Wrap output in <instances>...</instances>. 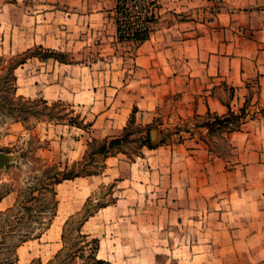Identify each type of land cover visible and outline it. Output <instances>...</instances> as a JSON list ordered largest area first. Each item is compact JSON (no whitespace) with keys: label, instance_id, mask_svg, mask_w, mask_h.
<instances>
[{"label":"crops","instance_id":"0c3cea01","mask_svg":"<svg viewBox=\"0 0 264 264\" xmlns=\"http://www.w3.org/2000/svg\"><path fill=\"white\" fill-rule=\"evenodd\" d=\"M80 1V12L87 14L89 2L98 1L94 16L101 23L109 22L116 11L108 0ZM156 20L143 42L108 44L115 45L118 55L95 62L102 64L100 70L49 59H38L42 66L30 73L21 67L23 76L37 74L26 88L20 86L25 94L44 96L53 103L70 97L75 115L83 124L92 123L87 128L69 121L53 124V130L61 127V134L73 144L66 155L70 163L83 160L94 139L120 136L133 113L142 127L157 124L159 135L163 129L185 125L193 130L185 132L181 142L155 148L145 145L133 158L124 152L108 154L102 173L62 181L56 185L61 196L57 211L65 219L77 214L99 183H122L119 188L127 196L137 194L139 185L148 193L153 191L157 178L163 182L157 190L163 188L165 199L121 198L115 207L108 205L96 214L103 210L123 214L124 207L132 209V215L140 207L209 208L215 211L210 216L224 223L225 214L217 211L239 194L247 198L254 194L259 216L235 217L233 223L264 225V0H161ZM102 28L116 31V27ZM46 63L51 66L43 67ZM94 79L100 82L94 84ZM91 91L101 93L98 109L92 101H77ZM243 109L247 116L241 128L225 134L233 151L227 160L211 150L213 134L202 124L209 115L225 116ZM4 200L9 201L0 210L10 206L12 199L4 197L0 204ZM20 254L14 264L20 263L21 256L26 261V252Z\"/></svg>","mask_w":264,"mask_h":264},{"label":"rangeland","instance_id":"374dc122","mask_svg":"<svg viewBox=\"0 0 264 264\" xmlns=\"http://www.w3.org/2000/svg\"><path fill=\"white\" fill-rule=\"evenodd\" d=\"M97 2H89L87 14L80 12V0H0V153L5 160L0 165V200L12 199L10 206L0 210V260L6 259L4 255L20 240L29 238L17 247L18 256L20 251L27 254L26 261L21 256L19 264H89L92 260L86 258L92 253L96 239L100 243L98 258L104 262L102 264H264V225L233 223L235 217L259 216L254 194L249 198L239 194L217 211L225 214L224 223L218 221L217 216L211 217L215 211L209 208L140 207L135 208L132 215V209L124 207L120 210L123 214L104 210L96 214L108 205L115 207L121 198L165 199L163 188L157 190V186L163 185L157 178L153 191L148 193L139 185L137 194L127 196L119 188L122 183H99L77 214L65 219L57 211L55 201L61 200V196L53 193V185H46L51 183L49 177L53 179L56 171L68 168L81 176L100 174L108 154L124 152L133 158L141 153L145 142L177 143L183 141L185 132L193 133L189 125H185L163 129L159 135L157 124L142 127L137 124L135 115L120 136L91 141L83 160L70 163L66 158L73 144L61 134V127L53 130V124L69 121L87 128L92 123L83 124L79 115H75L76 110L68 103L70 97L53 103L44 96L25 94L21 89L37 74L23 76L21 67L30 73L42 66L38 59H49L50 63L56 61L60 65L74 64L81 68L86 64L100 70L102 64L95 62L118 55L115 45L109 47L108 44L126 40H119L115 30L101 29L117 26L116 11L109 22L101 23V19L94 16L99 9ZM106 2L113 7L117 4V0L114 4ZM158 3L160 5L161 0ZM49 54L67 62L46 58ZM25 62L27 64L22 65ZM48 66L51 65L46 63L43 67ZM75 71L78 73V68ZM47 80L50 81L51 76ZM96 81L100 82L94 79L93 83ZM101 100L99 91L77 97V101H92L96 109ZM152 131L155 137H150ZM226 132L225 128L214 131L210 146L230 160L233 151ZM118 138L124 141L112 146L109 153L101 151L103 145H110ZM8 201L4 200L0 208ZM88 213L96 214V218L82 226V234L87 235L84 239L78 229ZM237 229L247 232H237ZM251 231L255 232L249 235ZM257 233L261 234L254 237ZM84 244L87 245L84 247Z\"/></svg>","mask_w":264,"mask_h":264},{"label":"trees","instance_id":"16d2710c","mask_svg":"<svg viewBox=\"0 0 264 264\" xmlns=\"http://www.w3.org/2000/svg\"><path fill=\"white\" fill-rule=\"evenodd\" d=\"M46 58H51V57H54L55 59L61 61V62H67L65 61L64 59H61L59 56L57 55H53V54H49L47 56H45ZM24 62V61H23ZM23 62H20V63H23ZM19 63V64H20ZM18 67L15 66V68ZM45 103H47V101H44ZM135 117V113L132 114V118ZM246 117V112L245 110H241L240 113H235L233 111H229V113L225 116H211L209 115L207 117V120H205L202 124V126H207L208 129H209V132L213 133L214 131L218 130V129H222V128H225L227 129L228 132H232V131H235V130H239L241 128V125L243 123V120L245 119ZM198 125V124H197ZM200 126V125H198ZM150 137H152V132H151V135ZM124 140L123 139H113L110 143V145H103L101 151L104 152V153H109L110 152V148L112 146H116V145H119L123 142ZM151 141V140H150ZM150 141L148 142H145L144 145H147L148 147L150 148H155L159 145L162 144L163 141H161V143H158L157 145H153ZM91 174V173H89ZM78 176H81L80 173H77V172H74L73 169H64V170H58L54 173L53 175V179L52 177H49V180H51L50 182L51 183H46V185H53L52 186V191L55 195H57V192L55 190V185L61 183L62 181L66 180V179H73V178H76ZM3 197V196H2ZM55 205L57 207L58 205V200L56 199L55 201ZM55 215V214H54ZM92 215V213H88L86 214V216L83 218V220L81 221L80 225H79V234L82 238H87V235H84L82 234L81 232V228L82 226L84 225V223L88 220V218ZM65 238V236L63 235V239ZM29 238L27 239H22L20 240V242L18 244H15L13 246V249L10 250V252H8L7 254H5L4 256H6L5 258L6 259H1L0 260V264H13L15 263L19 257H18V254H17V247H19L21 245V243L27 241ZM87 244H84V247L86 246ZM93 247H92V253L90 255L87 256V260H92L89 264H102L104 263L101 259L98 258V252H99V249H100V243L98 240H93V243H92ZM60 253V252H59ZM59 253L57 255H59Z\"/></svg>","mask_w":264,"mask_h":264},{"label":"built area","instance_id":"2783aa9c","mask_svg":"<svg viewBox=\"0 0 264 264\" xmlns=\"http://www.w3.org/2000/svg\"><path fill=\"white\" fill-rule=\"evenodd\" d=\"M159 0H117L116 35L119 40L143 42L156 24Z\"/></svg>","mask_w":264,"mask_h":264},{"label":"water","instance_id":"95a60500","mask_svg":"<svg viewBox=\"0 0 264 264\" xmlns=\"http://www.w3.org/2000/svg\"><path fill=\"white\" fill-rule=\"evenodd\" d=\"M152 137H155V133L152 132ZM5 162L4 158H3V153H0V165H3Z\"/></svg>","mask_w":264,"mask_h":264}]
</instances>
